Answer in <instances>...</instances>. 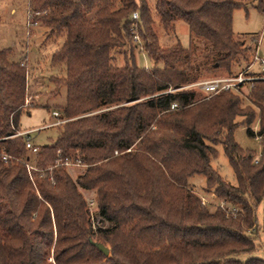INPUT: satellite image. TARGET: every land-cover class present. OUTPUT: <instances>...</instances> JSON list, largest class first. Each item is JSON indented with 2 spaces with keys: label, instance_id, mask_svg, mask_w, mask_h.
<instances>
[{
  "label": "trees",
  "instance_id": "1",
  "mask_svg": "<svg viewBox=\"0 0 264 264\" xmlns=\"http://www.w3.org/2000/svg\"><path fill=\"white\" fill-rule=\"evenodd\" d=\"M251 1L30 0L35 21L64 38L50 61L64 71L52 81L66 88L64 122L54 143L28 150L16 136L36 107L28 72L0 50V264H264L255 256L264 239V72L246 73L258 79L245 99L230 90L197 103L199 89L185 88L204 72L234 76L251 64L258 39L251 47L233 31L234 11ZM157 20L168 33L184 22L190 47L162 49ZM136 36L152 67L134 53L114 65L113 52ZM241 125L259 153L236 141ZM219 146L235 184L213 168ZM67 162L87 168L73 180ZM195 176L219 205L194 194ZM81 190L95 192L111 229L93 231Z\"/></svg>",
  "mask_w": 264,
  "mask_h": 264
},
{
  "label": "rangeland",
  "instance_id": "2",
  "mask_svg": "<svg viewBox=\"0 0 264 264\" xmlns=\"http://www.w3.org/2000/svg\"><path fill=\"white\" fill-rule=\"evenodd\" d=\"M233 31L237 37H242L246 44L251 47L255 46L254 40L258 39L261 42L259 57L264 59V11L258 8V1L247 2L244 6L234 11ZM155 32L159 37V44L162 49L173 47L177 43H181L185 48L190 47L189 28L184 22H178L175 31L168 33L157 20ZM63 41V37L50 36L49 30L44 24L40 21H35L31 11L30 0H0V50L9 49L11 51V59L14 61L24 60L28 72L27 102L29 105H35L36 107L31 108L29 112H25L22 115L21 132L32 131V140L36 146L52 144L58 137L60 127L51 125L60 122L53 113L57 111L60 115V111L57 108L63 106L66 102V88L63 87L60 91L57 90V85L53 83V79L63 77L64 71L60 67L52 66L50 61L53 53L62 46ZM136 45L138 46L137 43L128 42L126 47L114 51V65L118 67L124 66L125 61L134 53L140 66L152 67L153 63L147 58L143 46L137 47ZM253 60L254 58L249 60L251 64H253ZM244 67H246L245 63L235 66L233 68L234 76L240 74ZM260 70L261 66L259 64H255L251 68V72L255 74L262 73ZM234 76H226V72L223 69L215 73L204 72L200 80L194 84ZM260 79H264V75L260 76ZM251 86L252 81L245 83L234 91L238 93L240 98L245 99ZM214 96L216 95L210 96L198 90L197 103H202ZM247 104L248 101H245V105ZM253 128L257 130L258 124H255ZM235 139L243 148H251L257 150L258 153L260 152V142L247 136L245 126L241 125L237 128ZM217 149L219 153L217 159L213 162V168L226 182L235 184L236 179L233 169L224 154L222 146L217 147ZM86 168L87 166L72 165L69 168L67 167V170L71 178L76 180L79 175L85 172ZM190 183L194 194L200 197L208 207L214 208L220 204L215 199L213 191L210 193L205 191L206 179L204 177L195 176L190 179ZM81 192L87 202L93 231L111 229L113 225L98 212L95 192L84 190H81ZM263 209L264 202L258 211L260 224L263 222ZM261 240V242H258L260 248L255 256L264 260L263 235ZM50 257L52 258V255ZM51 258L50 262H53ZM248 258L249 256L243 255L238 260L246 261Z\"/></svg>",
  "mask_w": 264,
  "mask_h": 264
},
{
  "label": "built area",
  "instance_id": "3",
  "mask_svg": "<svg viewBox=\"0 0 264 264\" xmlns=\"http://www.w3.org/2000/svg\"><path fill=\"white\" fill-rule=\"evenodd\" d=\"M139 18L138 13H134L133 14V19L137 20ZM139 38L138 36L135 37L134 43L138 44ZM261 42L257 41V47H256V52L254 55V60H253V64L249 65L247 68H245V70H243L240 74H238L237 76L234 77H227V78H218V79H214V80H209V81H203L197 84H194L192 86H189L191 88H198L200 91H202L205 94H208L210 96L212 95H217L221 92L224 91H230V90H238L242 85H244L245 83H248L250 81L256 80L258 78L256 77H251L246 75V73L251 72V68L255 65V64H259L261 66V70L260 72H264V59H262L261 57H259V47H260ZM188 87V88H189ZM28 103V102H27ZM178 108L177 104H173L171 106V110H175ZM54 116L57 118L59 117V113L54 112L53 113ZM64 121H60L56 124H53L51 126H56L59 125L61 123H63ZM32 131H24V132H19L17 136H25L26 137V146L28 148V150L32 153H37L38 152V148L35 146V144L33 143L32 137L31 135ZM3 159L5 161H7L9 159V157L7 155L3 156ZM82 166L81 164H72L70 162L65 163L66 167H70V166ZM29 171H33L34 169L30 166H27ZM93 203V202H92Z\"/></svg>",
  "mask_w": 264,
  "mask_h": 264
},
{
  "label": "water",
  "instance_id": "4",
  "mask_svg": "<svg viewBox=\"0 0 264 264\" xmlns=\"http://www.w3.org/2000/svg\"><path fill=\"white\" fill-rule=\"evenodd\" d=\"M96 246L105 256H109V249L105 245L96 244Z\"/></svg>",
  "mask_w": 264,
  "mask_h": 264
}]
</instances>
